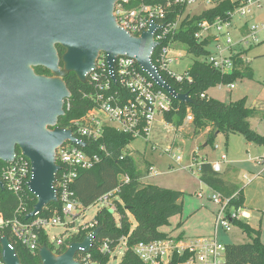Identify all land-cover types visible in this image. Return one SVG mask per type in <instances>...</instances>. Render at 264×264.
<instances>
[{"label":"built area","instance_id":"built-area-1","mask_svg":"<svg viewBox=\"0 0 264 264\" xmlns=\"http://www.w3.org/2000/svg\"><path fill=\"white\" fill-rule=\"evenodd\" d=\"M221 1L224 0H208L207 3L213 4L212 8H214ZM229 1L232 2V0ZM134 2L138 5L131 8L130 6ZM194 3L196 0H174L173 2L169 0L166 4L148 5L144 0H119L114 12L119 26L136 38L142 37L152 23L162 26L154 34V41L158 45L152 58L156 52V67L160 74L161 72L166 73L179 84H191L193 82L188 73L189 70L177 74L171 69L173 63L178 62L185 57L184 54H187L182 44L175 41L181 22L163 24L162 21L166 19L169 9L173 5L181 4L188 8ZM184 16L182 19L186 17ZM250 23L252 24L250 25ZM233 31L239 32L240 37L237 41L231 37ZM262 32L264 33V0H239V4L228 12V19H218L213 24L203 23L196 38L198 41L212 38L211 42L216 44L215 53L209 54L206 62L221 74L232 75L237 70L238 56L241 55L239 59L245 67V64L249 63L246 59L245 49L253 44L264 43V39L260 40V33ZM237 46L241 47V50L237 54H232L233 48ZM87 83L92 88V92L86 94L85 97L93 101V108L84 117L72 120L69 126L64 128L71 130L76 139L86 143L87 140L93 142L101 140L108 128L130 135L135 140L138 138L148 140L155 121L159 117L164 118L173 110V98L160 89L141 70L135 59L127 56L117 58L114 70L111 72L107 63V56L101 53L96 68L87 77ZM223 86L220 85V87ZM227 88L233 91L236 89V85L232 84ZM64 110L66 114L72 110L70 98L65 100ZM185 122L192 123L193 117L189 114ZM84 150L69 141L57 149L56 162L61 170L57 175L55 188L57 189L58 201L63 206L65 220L58 216L42 219L41 215H38L32 221L24 222L22 218L29 203L28 193L32 195L28 188L32 179L31 163L18 151L12 164H4L1 167L0 181L4 185V191L17 197L19 202V209L12 220H5L0 211V233L10 230L12 240H9L11 243L12 241L20 243L34 255H39L41 230L47 234L48 228L61 226L66 228L67 235L53 238L55 244H51L55 246L56 251L65 246L67 239L78 234L81 229L90 230L88 235L96 230L98 223L94 219L89 223L75 227L78 220L85 218L87 210L80 209L81 212L76 217L73 214L78 210V205L74 199L72 185L80 172L93 169L102 160L99 155L89 156ZM101 151L110 157L105 146L101 147ZM197 155L195 153L193 157L191 170L193 168L198 170L203 162H207L214 172L221 174L222 165L228 163L226 153L221 155L218 161L202 159L199 162ZM172 160L179 166L183 163L181 156L177 157L175 154L172 155ZM255 162L264 167V152L255 159ZM150 172H154L153 166H150ZM0 192H2L1 189ZM117 192L118 189L103 196L96 204H101L102 209L107 208L116 211L114 202L119 201V199L114 198V195ZM199 196L203 197V194H199ZM212 201L219 207L215 214V229L212 237L196 239L177 237L153 243H140L134 250L136 256L144 264H170L174 254L189 256L187 261L182 264H224L226 244L220 241L219 231L223 230L225 233H230L233 227L232 220L234 218L240 220V211L237 214H232V216L227 215L229 201L218 193L214 192ZM28 216L29 214L26 217ZM69 224H74V227L68 228ZM14 243H12L13 246ZM68 247L69 245H66V249ZM118 250L123 256L125 248L122 249L120 246L111 253L108 241H104L99 248L102 254L110 253L111 255ZM56 251L53 252L57 254ZM76 261L79 264H94L91 262V255L82 251L78 253ZM0 264H4L1 243Z\"/></svg>","mask_w":264,"mask_h":264},{"label":"trees","instance_id":"trees-1","mask_svg":"<svg viewBox=\"0 0 264 264\" xmlns=\"http://www.w3.org/2000/svg\"><path fill=\"white\" fill-rule=\"evenodd\" d=\"M148 5L166 4L169 0H144ZM174 1V0H170ZM238 2L232 3L229 0L219 2L214 8L204 11L200 15L183 16L186 12V5H173L169 9V14L163 24H174L181 22L179 33L175 41L182 44L189 55L197 58L209 56L207 47L211 44L212 38L198 41L196 35L201 31L203 23L213 24L218 19H228V12L233 10ZM133 3L130 7L137 6ZM60 56L65 51L58 47ZM241 56V55H240ZM237 61V70L232 75H223L210 64L203 61H196L189 69L192 77L191 84H179L166 73L161 72L163 78L180 94H188L191 103L185 104L177 100L173 101V110L164 116L167 124L172 125L179 131L185 124L187 116L193 117V132L197 137L209 130L206 136V144L212 146L217 137V133L228 137L231 134L241 135L248 143L264 147V136L255 132L251 127L250 120L258 117L261 111L247 107V98H243L235 103L226 104L208 97L209 91L217 86H229L237 80L252 77V73L246 69L243 63ZM156 65V52L153 56ZM63 66V65H62ZM37 75H48L51 73L43 68H36ZM64 81L72 94V110L65 117L59 120V126L67 128L72 120L84 117L94 106L93 101L85 95L92 92L89 84H82L77 76L70 73L64 77ZM202 96H205L204 98ZM135 139L127 134L119 133L113 129H106L104 137L98 142L87 140V148L84 150L89 156L99 155L102 160L89 171H82L72 185L74 199L78 209L88 210L94 206L100 198L114 192L116 200V212L120 217L117 222L110 209L99 210L94 220L97 221V228H102L99 237L95 241L91 255V262L94 264H110L111 254H102L99 251L104 241L109 242L110 252L113 253L125 242V252L118 264H144L135 254V247L140 243H153L156 241L171 239L172 237L163 232L161 228L169 224V220L183 212V193L179 191L165 189L159 186L145 183L149 172H142L138 168L134 157L124 154V150L131 145ZM105 146L110 154L107 157L101 147ZM4 163L0 162V169ZM201 183L227 199V215L237 214L245 208V195L243 189L234 183L223 178V174L213 171L210 164L203 162L198 169ZM128 180V182H126ZM0 211L5 220H12L19 209L17 197L11 193L0 192ZM29 203L25 208L22 220L27 219L37 200L28 193ZM58 216L65 220L62 204H51L41 214L42 219H49ZM130 216L134 218L135 226L130 221ZM233 226L239 228L250 239V243L242 245L226 244V254L224 264H264V244L261 241L260 230L252 228L242 220L234 218ZM182 224H180L181 226ZM68 228H73L74 224H69ZM96 228V229H97ZM90 230H80L78 234L67 239L66 245L71 243H82L88 236ZM7 236L12 240L10 230L0 233V239ZM181 238V237H178ZM12 243H14L12 241ZM40 246L47 245L52 251L55 246L51 244L48 235L44 230L40 232ZM66 245L57 254H62L66 250ZM22 264H41L39 255H34L20 243H14ZM188 255L179 256L174 254L170 264H182L187 261Z\"/></svg>","mask_w":264,"mask_h":264},{"label":"water","instance_id":"water-1","mask_svg":"<svg viewBox=\"0 0 264 264\" xmlns=\"http://www.w3.org/2000/svg\"><path fill=\"white\" fill-rule=\"evenodd\" d=\"M118 1L0 0V162L12 164L19 151L31 163L28 188L37 203L27 219L59 203L57 149L68 141L82 149L88 146L58 126L66 116L64 102L72 97L66 75L73 73L87 84L101 53L111 72L115 60L127 56L174 100L191 103L189 95L177 93L153 62L158 45L154 34L162 26L152 23L142 37L132 36L114 15ZM58 47L65 51L62 57ZM36 68L49 71L51 77L37 75ZM0 189L4 192L1 181ZM101 230H94L82 243H71L59 255L43 245L41 264H79L78 253L90 254ZM0 243L4 264H22L7 236Z\"/></svg>","mask_w":264,"mask_h":264},{"label":"rangeland","instance_id":"rangeland-1","mask_svg":"<svg viewBox=\"0 0 264 264\" xmlns=\"http://www.w3.org/2000/svg\"><path fill=\"white\" fill-rule=\"evenodd\" d=\"M238 1L232 0L233 3ZM207 2L208 0H196V3L188 6L185 16L200 15L204 11L212 9L213 4ZM231 37L237 41L240 37L239 32H231ZM263 39L264 33L262 32L260 33V40ZM215 46L216 44L212 42L209 44L207 47L209 54L215 53ZM240 50L241 47H234L232 54H237ZM245 51L246 59L249 61L245 64V68L252 73V77L237 80L234 83L236 89L233 91L229 90L227 86H217L209 91L208 97L226 104L247 98L248 108L262 112L258 117L250 120L251 127L255 132L264 136V43L253 44ZM184 56V58L171 65V69L177 74L189 70L196 61L206 62L207 58H197L189 54H184ZM205 143L204 137L194 136L192 123L185 122L183 128L177 131L172 125L167 124L163 117H159L150 130L148 140L138 138L124 150V154L134 157L140 171L150 172V166H153L154 172H157L156 175H150L145 183L183 193L182 214L171 218L169 224L161 228L163 232L171 237L196 239L214 235L215 214L219 209L218 205L212 201L214 192L200 182L197 168L192 170L190 168L195 153L198 154L197 160L199 162L205 159ZM214 147H221L222 151H214ZM207 152L210 161H218L221 155L228 154L235 172L230 175L221 174H223L224 179H228L231 183H239L243 175H251V173L257 171V168L261 169L256 162L254 163V159L263 153V147L252 143L248 145V142L241 135L231 134L228 137L219 135L216 137L213 147H208ZM173 154L177 157L181 156L183 159L181 166L172 160ZM241 182L243 181L241 180ZM240 185L242 186V184ZM199 194H203V197H200ZM102 208L101 204H95L89 208L85 213V218L78 220L75 227L91 222ZM110 211L119 222L120 217L117 212L114 209ZM80 212V209H78L73 214L76 217L79 216ZM260 219L257 215H253L249 223L244 220L243 222L262 232ZM130 221L135 226L132 216H130ZM180 224L182 225L180 226ZM65 232L66 228L62 226L47 229L51 243H54V237H61ZM219 239L225 244L242 245L250 243L248 236L235 226L232 227L230 233L220 230ZM124 244L125 242L121 244L122 249L125 248ZM121 257L118 250L111 256L110 264H118Z\"/></svg>","mask_w":264,"mask_h":264},{"label":"crops","instance_id":"crops-1","mask_svg":"<svg viewBox=\"0 0 264 264\" xmlns=\"http://www.w3.org/2000/svg\"><path fill=\"white\" fill-rule=\"evenodd\" d=\"M208 132H209V130H207L205 133H202L199 136L204 137V139L206 141V136H207ZM219 135H217V137ZM248 145H250V143H248ZM208 147L209 146L205 143L204 144V148L206 151L205 159L209 160V155L207 152ZM214 151H222V149H221V147H217V149H216V147H214ZM263 152H264V147H263ZM227 156H228V154H227ZM255 159H254V163H255ZM215 161H217V160H215ZM259 166L260 165H258V167ZM260 167H261V169H258L256 167L257 171L251 173V175H243V177L241 178V180L243 182H241L240 178H238L240 180L239 183L242 184V186L239 183H234V184L240 185V187L243 189L244 195H245V208L246 209L241 210L239 212L240 220H242V221L244 220V221H247L249 223L250 220L253 218V215H257L259 218H261L260 219L261 223H262L261 224V227H262L261 241L264 244V167H262V166H260ZM234 172H235V168L233 167L232 161H230L229 157H228V163L222 165V173L230 175L231 173H234ZM156 174H157V172H149L146 180H148L150 175L153 176ZM227 181H229V180L227 179ZM229 182H231V181H229ZM147 184H149V183H147ZM260 215H261V217H260ZM62 235H64V234H62ZM65 235H67L66 232H65ZM172 238H174V237H172Z\"/></svg>","mask_w":264,"mask_h":264},{"label":"flooded vegetation","instance_id":"flooded-vegetation-1","mask_svg":"<svg viewBox=\"0 0 264 264\" xmlns=\"http://www.w3.org/2000/svg\"><path fill=\"white\" fill-rule=\"evenodd\" d=\"M41 76H47V77H51V75H50V76H48V75H45V74H43V75H41Z\"/></svg>","mask_w":264,"mask_h":264}]
</instances>
